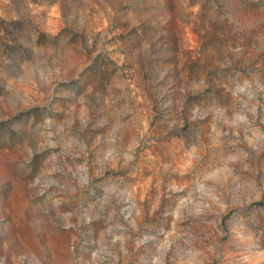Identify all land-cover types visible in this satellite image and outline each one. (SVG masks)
<instances>
[{
  "label": "rangeland",
  "instance_id": "374dc122",
  "mask_svg": "<svg viewBox=\"0 0 264 264\" xmlns=\"http://www.w3.org/2000/svg\"><path fill=\"white\" fill-rule=\"evenodd\" d=\"M0 264H264V0H0Z\"/></svg>",
  "mask_w": 264,
  "mask_h": 264
}]
</instances>
